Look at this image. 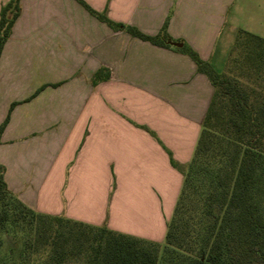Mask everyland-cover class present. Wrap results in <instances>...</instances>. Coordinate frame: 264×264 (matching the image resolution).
<instances>
[{
    "label": "crops",
    "instance_id": "obj_1",
    "mask_svg": "<svg viewBox=\"0 0 264 264\" xmlns=\"http://www.w3.org/2000/svg\"><path fill=\"white\" fill-rule=\"evenodd\" d=\"M81 1L148 36L167 21L180 41L171 47L209 64L226 25L264 39V0ZM19 6L0 53L8 190L39 214L160 244L183 179L171 160L182 169L192 157L209 79L187 55L114 30L77 0ZM99 69L109 78L92 84Z\"/></svg>",
    "mask_w": 264,
    "mask_h": 264
},
{
    "label": "trees",
    "instance_id": "obj_2",
    "mask_svg": "<svg viewBox=\"0 0 264 264\" xmlns=\"http://www.w3.org/2000/svg\"><path fill=\"white\" fill-rule=\"evenodd\" d=\"M77 1L133 38L163 48L180 42L168 36L167 21L148 36ZM19 2L0 9V53ZM173 49L195 63L214 92L189 163L181 169L171 160L183 179L163 246L39 214L8 190L0 166V264H23L33 256L42 264H264V39L238 30L221 72L185 44ZM108 78L109 71L99 69L91 82Z\"/></svg>",
    "mask_w": 264,
    "mask_h": 264
},
{
    "label": "rangeland",
    "instance_id": "obj_3",
    "mask_svg": "<svg viewBox=\"0 0 264 264\" xmlns=\"http://www.w3.org/2000/svg\"><path fill=\"white\" fill-rule=\"evenodd\" d=\"M230 27L231 25L225 26V28L223 29V32L221 33V35L219 36L216 42L215 54H214L212 62H210V65L216 72H220L221 69L223 68L224 62L227 61L226 59L228 58V54L230 52V49L233 45V42L236 36V33L231 34L229 32ZM230 36L233 37L232 40L228 39ZM18 239H19V242L17 244L19 247L21 244L20 237H18ZM163 242L164 241L161 240L160 242L161 247L163 246ZM23 264H42V260H39L37 257L33 256L32 258H30V260H28L26 263H23ZM71 264H80V260L77 261L76 263L72 262Z\"/></svg>",
    "mask_w": 264,
    "mask_h": 264
},
{
    "label": "water",
    "instance_id": "obj_4",
    "mask_svg": "<svg viewBox=\"0 0 264 264\" xmlns=\"http://www.w3.org/2000/svg\"><path fill=\"white\" fill-rule=\"evenodd\" d=\"M175 45H176L177 47H181V44H179V43H178V44H175Z\"/></svg>",
    "mask_w": 264,
    "mask_h": 264
}]
</instances>
